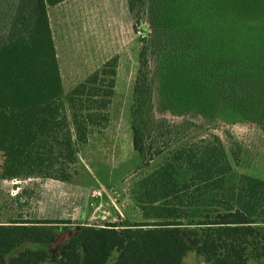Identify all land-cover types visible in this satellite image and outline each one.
Instances as JSON below:
<instances>
[{"label":"trees","instance_id":"16d2710c","mask_svg":"<svg viewBox=\"0 0 264 264\" xmlns=\"http://www.w3.org/2000/svg\"><path fill=\"white\" fill-rule=\"evenodd\" d=\"M64 1L0 0L1 179L41 176L53 167L54 154L59 162L73 159L89 131L107 125L115 58L75 87L68 105L64 102L47 13L48 7ZM179 1L192 8L194 0ZM225 1L226 12L235 5L243 9L242 26L223 35L211 31V46L202 45L198 34L177 24L180 20L177 25L172 20L159 22L150 13L146 34L138 26L146 0H126L143 43L130 109L132 147L149 161L171 147L175 126L166 118H155L151 62L158 70L156 94L162 112L194 111L210 120L237 116L264 131V0ZM202 14L199 9L195 15ZM231 169L217 136L180 143L146 179L150 188L139 198L144 221L73 228L59 226L69 223L63 220L0 223V264H41L57 235L68 232L54 253H60L56 264H108L112 253H117L112 264H181L190 249L181 233V207L199 197L223 212L199 223L214 228L215 235L197 251L211 264H246L241 245L253 236V224H264V180L241 175L228 184ZM221 244L224 254L218 255Z\"/></svg>","mask_w":264,"mask_h":264},{"label":"rangeland","instance_id":"374dc122","mask_svg":"<svg viewBox=\"0 0 264 264\" xmlns=\"http://www.w3.org/2000/svg\"><path fill=\"white\" fill-rule=\"evenodd\" d=\"M190 3L192 8L181 5L179 0H146L145 16L138 26L144 27L149 34V13L159 22L172 20L175 24L180 20L177 24L188 26L184 29L198 34L202 45L211 46L215 45L211 38L213 33L223 35L233 31V26H242L243 9L237 5L234 10L226 12L225 0H194ZM199 9L203 11L200 17L195 15ZM47 11L67 105L75 87L100 71L109 60H117L113 95L107 109L108 122L104 128L89 131L87 142L78 143V152L73 159L59 162L54 154L51 158L53 167L41 176L12 180L0 178V223L63 220L69 223L59 226L73 228L144 221L139 198L150 188L146 184L147 177L161 166L169 150L180 143L211 135L220 139L231 164L228 184L241 175L264 180V131L237 116L210 120L194 111L176 115L162 112L156 94L158 70H154L152 62L153 111L155 118L174 122L173 133L169 137L172 145L151 161L133 149L130 109L143 43H140V32L134 29L126 0H65L48 7ZM152 59L157 61L156 56ZM161 142L160 139L156 144L160 146ZM174 206L180 208L178 204ZM215 207L210 201L203 202L202 197L194 204L182 205L185 225L181 227V233L190 249L181 264H211L205 259L199 261L201 255L197 248L210 235H215L214 228L199 224L212 219L217 212H223L222 208ZM188 223L192 225H186ZM253 226V236L247 237L246 244L241 245L245 246L246 264H264V256L261 255L264 224L255 223ZM69 235L70 232L57 235L52 252L41 264H56L60 253H54ZM217 254H224L222 244ZM116 256L117 253H112L108 264H112Z\"/></svg>","mask_w":264,"mask_h":264},{"label":"water","instance_id":"95a60500","mask_svg":"<svg viewBox=\"0 0 264 264\" xmlns=\"http://www.w3.org/2000/svg\"><path fill=\"white\" fill-rule=\"evenodd\" d=\"M204 259H205V258H204V256H202V255H201V256H199V261H202V262H203V261H204Z\"/></svg>","mask_w":264,"mask_h":264},{"label":"crops","instance_id":"0c3cea01","mask_svg":"<svg viewBox=\"0 0 264 264\" xmlns=\"http://www.w3.org/2000/svg\"><path fill=\"white\" fill-rule=\"evenodd\" d=\"M59 5V4H58ZM57 6V5H56ZM47 13H48V11H47ZM48 19H49V14H48ZM49 24H50V21H49ZM51 28V27H50ZM53 37V36H52Z\"/></svg>","mask_w":264,"mask_h":264}]
</instances>
